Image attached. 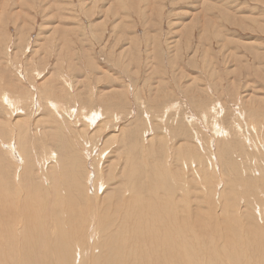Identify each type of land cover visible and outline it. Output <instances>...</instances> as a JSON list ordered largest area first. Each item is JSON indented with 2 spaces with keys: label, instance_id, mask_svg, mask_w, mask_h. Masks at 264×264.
<instances>
[{
  "label": "rangeland",
  "instance_id": "374dc122",
  "mask_svg": "<svg viewBox=\"0 0 264 264\" xmlns=\"http://www.w3.org/2000/svg\"><path fill=\"white\" fill-rule=\"evenodd\" d=\"M5 94L18 105L3 104ZM95 112L91 124L87 116ZM15 136L38 170L52 151L62 154L65 141L77 144V181L86 186L85 158L92 178L106 180L108 191L153 161L169 168L167 175L158 171L165 188L171 186L176 199L189 194L194 215L200 211L207 218L205 227L220 218L209 232H259L264 0H0V137L6 142L1 149ZM11 165L10 175L17 170ZM66 171L60 190L72 196L80 187H70L72 173ZM170 174L180 179L172 182ZM0 176L3 193L12 184ZM142 178L134 175L148 184ZM60 190L56 201L67 218ZM77 200L80 213L83 199ZM11 201L17 206L18 199Z\"/></svg>",
  "mask_w": 264,
  "mask_h": 264
},
{
  "label": "bare ground",
  "instance_id": "6f19581e",
  "mask_svg": "<svg viewBox=\"0 0 264 264\" xmlns=\"http://www.w3.org/2000/svg\"><path fill=\"white\" fill-rule=\"evenodd\" d=\"M13 98L5 94L2 100L8 104L2 103L9 107L17 106L19 102ZM50 103L52 107H59L53 100ZM97 116L96 112L87 116L92 122L89 123H95ZM203 116L206 118L204 114ZM148 128L152 130V127ZM3 142L0 137V144L4 146L6 142ZM21 144H18L15 136L9 140L5 150L0 147V174L4 175L6 185L12 184L0 193V198L3 197V200L0 199V264H264V228L260 229L261 232H235L232 235L223 232L222 227V233L220 230L214 232L213 228L211 229L213 232H209V227L221 223L218 222L220 218L216 215V218L210 219L208 227H205L204 221L207 218L204 220L202 212L197 210L198 214L194 215L195 212H192L191 204L189 205L191 197L188 193L189 198L183 196L186 194L184 191L182 200L176 199L169 191H174L171 186L168 190L165 188V179L158 171L162 170L165 175L170 172L169 168L165 169L163 165L156 166L152 161L147 165L149 169L145 171L140 168L137 169V173L129 171L131 182L120 179V184L114 182V186L108 191L106 180L101 178L100 182L97 176L93 179L94 170L88 169L89 165L82 157L81 161L89 172L86 173L88 174L86 186L77 181L75 173L78 169L74 163L80 159L77 144L76 148H73L65 141L62 145L64 151L62 149V152L60 151L62 154L59 156L57 152L52 151L49 158H45L42 163L39 162L41 168L39 170L35 169L33 159L29 161L31 156L25 152L24 145L19 146ZM147 147L145 148L149 149ZM33 151L31 150L32 154ZM142 151L145 152L144 149ZM12 162L16 163L17 170L10 175ZM50 164L53 165L49 167ZM59 170L63 174L58 173ZM64 170L72 173L70 187H75L76 190L80 187V191L78 190L75 195L70 196L69 192L63 195L62 189L60 190L63 186L60 182H63ZM135 174L137 178L143 176L146 180L149 179L148 184L136 181ZM170 176H174L172 182L177 177L173 174ZM9 178L11 180L7 181ZM35 178L36 181L33 180ZM145 185L149 187L147 195ZM15 186L12 194L14 189L12 192L10 189ZM42 186H45L44 190ZM186 188L190 190L189 187ZM57 189L60 190L59 194H62L61 201L65 200L62 202L69 208L65 213L70 217L66 218L63 213L61 214L62 205L56 201ZM43 191L46 194L41 197ZM111 192L114 193L112 199L108 197ZM116 195L120 196L118 200L115 199ZM77 196L83 199L79 208L80 213H77ZM11 198L18 199L17 206L12 203ZM70 200L74 202L73 208L68 206ZM211 201L207 199L205 202L210 205ZM214 204L212 202L209 208L211 212L215 210ZM92 206L94 213L88 211ZM86 218L89 220L88 223L84 222Z\"/></svg>",
  "mask_w": 264,
  "mask_h": 264
}]
</instances>
